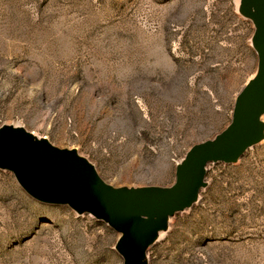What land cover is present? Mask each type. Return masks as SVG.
Listing matches in <instances>:
<instances>
[{
  "label": "rangeland",
  "instance_id": "obj_1",
  "mask_svg": "<svg viewBox=\"0 0 264 264\" xmlns=\"http://www.w3.org/2000/svg\"><path fill=\"white\" fill-rule=\"evenodd\" d=\"M253 17L242 0H0V130L76 152L116 189L169 188L258 75ZM160 235L145 264H264V138L208 164ZM120 238L0 169V264H124Z\"/></svg>",
  "mask_w": 264,
  "mask_h": 264
},
{
  "label": "water",
  "instance_id": "obj_2",
  "mask_svg": "<svg viewBox=\"0 0 264 264\" xmlns=\"http://www.w3.org/2000/svg\"><path fill=\"white\" fill-rule=\"evenodd\" d=\"M242 4L254 12L260 70L237 97L230 126L215 140L189 151L186 161L177 166L171 187L116 189L76 152L36 140L19 127L0 130V169L13 173L32 199L67 206L106 223L121 237L118 253L124 264H145L168 219L197 200L208 164H234L264 138V0H242Z\"/></svg>",
  "mask_w": 264,
  "mask_h": 264
},
{
  "label": "bare ground",
  "instance_id": "obj_3",
  "mask_svg": "<svg viewBox=\"0 0 264 264\" xmlns=\"http://www.w3.org/2000/svg\"><path fill=\"white\" fill-rule=\"evenodd\" d=\"M162 235L158 236L156 241H159L161 239Z\"/></svg>",
  "mask_w": 264,
  "mask_h": 264
}]
</instances>
